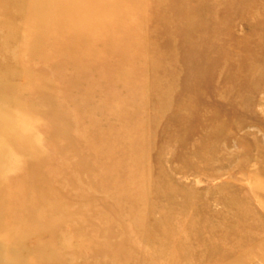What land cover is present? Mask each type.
<instances>
[{
	"label": "rangeland",
	"instance_id": "obj_1",
	"mask_svg": "<svg viewBox=\"0 0 264 264\" xmlns=\"http://www.w3.org/2000/svg\"><path fill=\"white\" fill-rule=\"evenodd\" d=\"M3 172L0 264H264V0H0Z\"/></svg>",
	"mask_w": 264,
	"mask_h": 264
},
{
	"label": "bare ground",
	"instance_id": "obj_2",
	"mask_svg": "<svg viewBox=\"0 0 264 264\" xmlns=\"http://www.w3.org/2000/svg\"><path fill=\"white\" fill-rule=\"evenodd\" d=\"M15 114H13V116H14ZM1 181H2V184L4 185V187L7 185V180H8V176L3 172L2 174H1ZM13 187V186H12ZM42 187V186H41ZM15 188V187H14ZM17 189V188H16ZM49 190H50V188H49ZM8 236V235H7ZM6 237V236H5ZM45 237H46V234H45ZM8 239V238H7ZM14 239V238H13ZM16 239V238H15ZM11 240V239H10ZM10 240H7V242L8 241H10ZM46 240V239H45ZM12 243V242H11ZM15 243V242H14ZM8 244H9V242H8ZM7 244V245H8ZM38 244V243H37ZM45 244V243H44ZM11 247V246H10ZM10 247H9V249H10ZM9 249H7V250H9ZM4 256V255H3ZM7 256V255H6ZM12 261H10L9 262V264H16V258H12L11 259Z\"/></svg>",
	"mask_w": 264,
	"mask_h": 264
}]
</instances>
